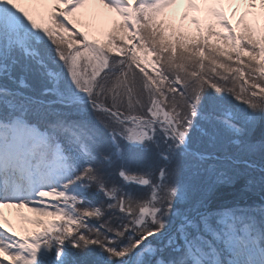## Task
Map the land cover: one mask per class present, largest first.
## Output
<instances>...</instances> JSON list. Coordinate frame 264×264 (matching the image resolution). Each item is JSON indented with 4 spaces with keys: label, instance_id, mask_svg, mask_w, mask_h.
Returning <instances> with one entry per match:
<instances>
[{
    "label": "snow or ice",
    "instance_id": "1",
    "mask_svg": "<svg viewBox=\"0 0 264 264\" xmlns=\"http://www.w3.org/2000/svg\"><path fill=\"white\" fill-rule=\"evenodd\" d=\"M0 264H264V0H0Z\"/></svg>",
    "mask_w": 264,
    "mask_h": 264
},
{
    "label": "rangeland",
    "instance_id": "2",
    "mask_svg": "<svg viewBox=\"0 0 264 264\" xmlns=\"http://www.w3.org/2000/svg\"><path fill=\"white\" fill-rule=\"evenodd\" d=\"M98 7H100L102 9L103 13L106 12V10L103 9V7L100 6V5H89V6H86V8L84 9V11H86V12H96L95 10H97ZM184 8H185V6H183V5H180V6H178L176 8V10H175L176 11V16H177L176 23H180V20L178 19V17H179V14L184 10ZM229 14L231 15V12L230 11H229ZM184 23L188 27H191V28H194L195 27V26H193V25L190 24V21H187V22H184ZM3 211L5 213L6 220L10 219L12 221V223H13L14 226H16V227H27L29 229L35 227L34 225H32V224L28 223L27 221H24V220H22L20 218V216H19L20 210H18V209H4ZM25 214L26 215H29V216H32L33 215L31 213H27L26 210H25Z\"/></svg>",
    "mask_w": 264,
    "mask_h": 264
},
{
    "label": "bare ground",
    "instance_id": "3",
    "mask_svg": "<svg viewBox=\"0 0 264 264\" xmlns=\"http://www.w3.org/2000/svg\"><path fill=\"white\" fill-rule=\"evenodd\" d=\"M95 11H96L97 13H99V12H100L101 14L103 13V11H102V9H101L100 7H98L97 10H95Z\"/></svg>",
    "mask_w": 264,
    "mask_h": 264
}]
</instances>
